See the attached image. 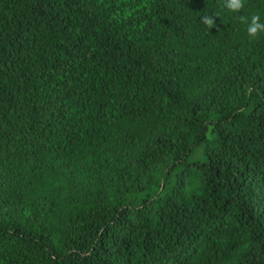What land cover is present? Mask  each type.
I'll list each match as a JSON object with an SVG mask.
<instances>
[{
	"label": "trees",
	"instance_id": "trees-1",
	"mask_svg": "<svg viewBox=\"0 0 264 264\" xmlns=\"http://www.w3.org/2000/svg\"><path fill=\"white\" fill-rule=\"evenodd\" d=\"M251 14L0 0V264H264Z\"/></svg>",
	"mask_w": 264,
	"mask_h": 264
},
{
	"label": "clouds",
	"instance_id": "clouds-1",
	"mask_svg": "<svg viewBox=\"0 0 264 264\" xmlns=\"http://www.w3.org/2000/svg\"><path fill=\"white\" fill-rule=\"evenodd\" d=\"M223 7L231 13H237L244 7V0H223ZM202 23L209 28L213 26V17L204 16ZM239 20L245 25L246 35L249 39H256L264 35V20H261L257 14H251L248 17L240 16Z\"/></svg>",
	"mask_w": 264,
	"mask_h": 264
}]
</instances>
